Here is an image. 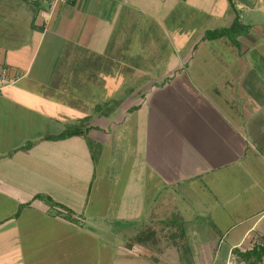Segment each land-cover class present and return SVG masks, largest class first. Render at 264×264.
<instances>
[{
	"label": "crops",
	"instance_id": "1",
	"mask_svg": "<svg viewBox=\"0 0 264 264\" xmlns=\"http://www.w3.org/2000/svg\"><path fill=\"white\" fill-rule=\"evenodd\" d=\"M157 1L192 4L195 36L154 72L136 64L143 19L165 24L154 0H74L48 23L41 2L0 0V264H170L186 242L202 264H251L235 253L264 248V0Z\"/></svg>",
	"mask_w": 264,
	"mask_h": 264
},
{
	"label": "rangeland",
	"instance_id": "2",
	"mask_svg": "<svg viewBox=\"0 0 264 264\" xmlns=\"http://www.w3.org/2000/svg\"><path fill=\"white\" fill-rule=\"evenodd\" d=\"M27 1L29 2V0ZM36 2H39V1L30 0V3L32 5L38 7ZM167 5L162 6L157 0H154L153 2L154 7H158L159 9H161V7L163 8L162 11H163V18H164L163 22L165 23L164 25L160 23V19H150L151 21L148 18L143 19L144 23L153 24L152 29H150V31L148 29L142 30L143 31L142 35H145V37H142V40L146 41V47L148 48V51L146 54V57H148V59L145 58L146 60L145 59L136 60V64H138L139 66L143 65L145 68L150 69V70L153 69L154 72L158 71V69L161 66L165 67L168 62H174L175 60H177V58L182 57L183 54L180 52V50L182 49L183 46L188 45L195 36L193 35L194 27L192 24H190L191 22H189V19L192 18L191 13H189L190 11H187L185 13V16L189 15V19H186L184 17V13L182 12L183 9L185 11L188 10V7H190L192 4L190 5L188 4L189 6L187 5L180 6L177 4V2H173V3L170 2ZM166 6L168 8H166ZM43 10H47V8L46 9L43 8ZM141 18L142 16L138 19V22H141ZM137 48H138V45H137ZM137 55H141L139 52V49H138ZM99 95H102L101 92L99 93ZM118 187L116 189V193L114 194V199H117L119 197L121 189ZM203 226L202 228H197V230H202V235L198 236L200 241L201 239L207 238V234H204V231H207V232L209 231V233L213 234L212 229H205ZM119 229L121 231L128 230V227L125 224H121ZM172 233H173L172 229L170 230L168 229V230H165V233L162 236L164 237L165 235L168 238ZM144 234H146L145 231L142 232V236ZM172 244L174 245L175 243H169L168 246L173 248L177 254H176V257H173V259L169 260V263L170 264H182L180 258L181 256L186 255V253L182 254L180 251L182 249V244H180L179 251L177 250L178 247H176L179 245L173 246ZM189 245L191 248V253L193 255L194 264H202L204 260L200 261V259L203 256L201 255L200 259H198L199 255H198V252H195V249L193 248V244L189 243ZM187 256L189 255L187 254ZM170 257H171V254H170ZM254 261L252 264L255 263ZM151 262L155 264L156 260H151ZM259 264H264V262L262 261V263H259Z\"/></svg>",
	"mask_w": 264,
	"mask_h": 264
},
{
	"label": "trees",
	"instance_id": "3",
	"mask_svg": "<svg viewBox=\"0 0 264 264\" xmlns=\"http://www.w3.org/2000/svg\"><path fill=\"white\" fill-rule=\"evenodd\" d=\"M236 26H237V21L229 29H222V30L208 32L206 34V38L208 40L209 39L210 40H214V39H218V38H222V37H232L234 32H235ZM81 134H82V132H80L79 130L68 129L64 133H62V134H60L58 136L48 137L47 140H63V139H67V138H70V137H73V136H78V135H81ZM179 230H180V232H183V235L186 237V235L184 234L185 231H186L185 228L183 227V228H180ZM141 237H142V233H140L138 235L137 239L141 240ZM176 245H178V244H175V246ZM179 246H176V247H178V249H179ZM180 251H181L182 254L186 253V255H183L180 258L182 264H194L193 255L191 253V248H190V245H189L188 242L184 243V245L182 246V249ZM187 254L189 256H187ZM235 254L237 255V257H238V259L240 261H244V262H248V263L252 262L253 263V261L255 260L254 264H259V263L262 262V260L264 258V248H261V249L255 251V252H252V253H247V254H242L241 255V254L236 252Z\"/></svg>",
	"mask_w": 264,
	"mask_h": 264
},
{
	"label": "built area",
	"instance_id": "4",
	"mask_svg": "<svg viewBox=\"0 0 264 264\" xmlns=\"http://www.w3.org/2000/svg\"><path fill=\"white\" fill-rule=\"evenodd\" d=\"M39 1L42 4H45L47 7V10L41 11L40 16L45 20L46 23H48L53 16L55 10L63 4L71 3L74 0H34ZM10 82L8 80V74L7 71H3V73L0 75V91L3 90L4 86Z\"/></svg>",
	"mask_w": 264,
	"mask_h": 264
}]
</instances>
